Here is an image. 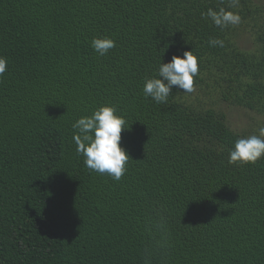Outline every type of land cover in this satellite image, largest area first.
I'll return each instance as SVG.
<instances>
[{"label": "trees", "instance_id": "obj_1", "mask_svg": "<svg viewBox=\"0 0 264 264\" xmlns=\"http://www.w3.org/2000/svg\"><path fill=\"white\" fill-rule=\"evenodd\" d=\"M221 7L240 23L215 26ZM184 51L194 90L145 97ZM0 56V264H264V157L228 162L252 134L225 111L264 119V0H0ZM103 105L126 121L119 181L73 141Z\"/></svg>", "mask_w": 264, "mask_h": 264}, {"label": "clouds", "instance_id": "obj_2", "mask_svg": "<svg viewBox=\"0 0 264 264\" xmlns=\"http://www.w3.org/2000/svg\"><path fill=\"white\" fill-rule=\"evenodd\" d=\"M207 17L212 23L223 29L229 25H238L240 16L221 7L218 10L208 9ZM213 47L224 46L223 40L210 39ZM92 49L104 56L115 47V41L108 36H96L91 41ZM7 60L0 56V75L6 72ZM198 74L197 57L192 51H184L182 56L173 55L167 63L160 61L157 75L145 77L143 93L155 103H166L173 86L185 93L194 90V77ZM116 109L103 105L93 110L91 115L81 116L72 125L73 141L76 152L84 158L85 166L96 173L107 174L119 181L126 171L129 160L126 151L120 146L121 132L126 121L116 115ZM264 157V126L258 128V134L235 141L229 149V163L254 164Z\"/></svg>", "mask_w": 264, "mask_h": 264}, {"label": "rangeland", "instance_id": "obj_3", "mask_svg": "<svg viewBox=\"0 0 264 264\" xmlns=\"http://www.w3.org/2000/svg\"><path fill=\"white\" fill-rule=\"evenodd\" d=\"M225 111L228 115L231 127L243 133L252 135L258 134V128L264 126V119L252 112L238 108L225 109Z\"/></svg>", "mask_w": 264, "mask_h": 264}]
</instances>
